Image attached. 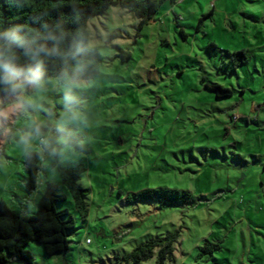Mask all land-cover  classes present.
Masks as SVG:
<instances>
[{
	"label": "rangeland",
	"instance_id": "374dc122",
	"mask_svg": "<svg viewBox=\"0 0 264 264\" xmlns=\"http://www.w3.org/2000/svg\"><path fill=\"white\" fill-rule=\"evenodd\" d=\"M240 3L250 6L167 1L142 28L116 5L90 18L104 58V75L87 93L97 123L89 148L59 165L86 168L79 183L90 190L87 219L59 166L42 165L29 191L25 159L0 143V201L32 215L51 182L67 196L57 208L76 219L68 251L47 256L29 243L34 264H135L124 258L135 247L174 232L175 260L164 264H264V27L255 37L260 29L243 24ZM238 51L248 61L234 69L228 53ZM122 52L131 56L123 60ZM213 83L233 96L216 98L206 88ZM157 187L189 190L192 198L170 206L127 199ZM207 242L221 248L197 259ZM139 264H158L157 251Z\"/></svg>",
	"mask_w": 264,
	"mask_h": 264
},
{
	"label": "clouds",
	"instance_id": "9594fccd",
	"mask_svg": "<svg viewBox=\"0 0 264 264\" xmlns=\"http://www.w3.org/2000/svg\"><path fill=\"white\" fill-rule=\"evenodd\" d=\"M90 21L75 31L61 21L43 24V31L28 25L0 30V143L53 172L92 144L97 120L87 93L104 75V58ZM54 58L59 70L49 75Z\"/></svg>",
	"mask_w": 264,
	"mask_h": 264
},
{
	"label": "trees",
	"instance_id": "16d2710c",
	"mask_svg": "<svg viewBox=\"0 0 264 264\" xmlns=\"http://www.w3.org/2000/svg\"><path fill=\"white\" fill-rule=\"evenodd\" d=\"M167 1L175 2V0H0V30L16 25H28L43 31V24L52 25L61 21L67 30L75 31L80 24L104 14L114 5L132 12L139 19V27L142 28L152 21ZM77 14L80 17L79 23L76 21ZM228 55L234 69L248 61L246 51L228 53ZM130 56L128 52H122L123 60ZM54 59L58 61V58ZM59 66V61L55 67L49 64L48 74H54L59 70ZM206 88L219 99L231 97L234 93L232 89L214 83L206 84ZM2 94L0 93V96ZM41 170L42 164L38 158L31 161L25 159L29 191L37 188ZM58 170L62 184L67 187L80 218L85 221L89 215L86 198L90 190L81 186L79 179L86 168L83 164H77L67 168L59 166ZM191 198L192 193L189 190L169 187L148 188L127 193L130 202L148 201L161 206L187 203ZM66 199V194L60 191L59 186L49 182L38 201L36 212L32 215L15 212L4 201H0V264H11L14 261L34 264L33 254L26 249L30 242L42 246L47 256L68 251L69 236L76 228V219L68 209L57 208V204L65 202ZM177 241V232L169 233L164 237H155L135 247L124 258L139 264L152 258L157 251L158 264L174 261ZM220 248V243L207 242L200 249L197 259L212 255Z\"/></svg>",
	"mask_w": 264,
	"mask_h": 264
},
{
	"label": "crops",
	"instance_id": "0c3cea01",
	"mask_svg": "<svg viewBox=\"0 0 264 264\" xmlns=\"http://www.w3.org/2000/svg\"><path fill=\"white\" fill-rule=\"evenodd\" d=\"M247 1L249 2L250 6L246 5V3L244 4L240 3L242 5V9H241L242 14L244 15L243 24L246 25L248 22L251 21L252 26L256 27L257 29H260L261 25H263L264 27V0H247ZM248 10H251V13H249V15L246 14ZM261 32L262 31L260 29L256 32L255 35L254 34L253 35L256 37Z\"/></svg>",
	"mask_w": 264,
	"mask_h": 264
}]
</instances>
